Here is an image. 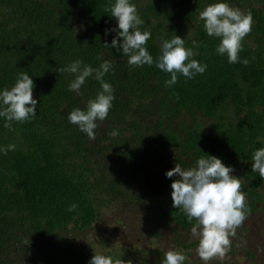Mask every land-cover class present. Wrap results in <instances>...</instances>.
<instances>
[{
  "label": "trees",
  "instance_id": "1",
  "mask_svg": "<svg viewBox=\"0 0 264 264\" xmlns=\"http://www.w3.org/2000/svg\"><path fill=\"white\" fill-rule=\"evenodd\" d=\"M111 2L0 0V88L26 72L37 100L30 119L4 127L0 118V145H15L0 153V264H86L98 250L76 234L103 223L104 212L115 207L137 208L143 235L152 242L171 225L183 264H204L194 252L198 239L183 240L195 219L171 204L175 174L164 175L174 163L186 168L201 155L233 166L245 194V218L264 214V179L250 168L252 151L264 146V0H228L252 21L235 63L215 52L219 38L206 35L198 18L210 0H132L143 21L139 29L150 32L144 46L153 56V64L140 66L128 65L118 48L104 44L115 35L104 31L115 25L105 12ZM174 34L207 67L190 79L178 73L175 83L165 85L169 73L155 67V58L161 39ZM76 58L93 67L111 61L103 79L114 99L92 139L66 117L99 88L91 76L79 94L67 88L73 74L57 68ZM120 225L114 218L106 228ZM238 228L232 239L247 229ZM233 241L227 254L207 264H236L228 258L236 252ZM159 247L114 242L99 252L121 264H160L166 250ZM239 248L249 262L264 264V254L245 243Z\"/></svg>",
  "mask_w": 264,
  "mask_h": 264
},
{
  "label": "clouds",
  "instance_id": "2",
  "mask_svg": "<svg viewBox=\"0 0 264 264\" xmlns=\"http://www.w3.org/2000/svg\"><path fill=\"white\" fill-rule=\"evenodd\" d=\"M105 12H110L109 16L115 19V25L104 30L105 35L109 31L115 32V35L110 43L104 44L118 48L130 66L153 64V56L144 46L150 32L139 29L138 25L143 21L132 0H112ZM198 18L203 21L206 35L219 38L215 52L225 55L229 63H235L242 47V38L251 29L250 14L230 6L228 0H210L198 10ZM192 57L193 50L185 46L184 37L174 34L171 38H162L155 67L169 73L164 84L175 83L178 73L189 79L197 73H203L207 65ZM240 62L247 63V60L241 59ZM110 68L111 61L107 59H103L98 67H93L82 63L79 58L71 60L63 69L57 68L58 72L73 74L67 88L77 94L85 78L91 76L99 82L96 94L87 100L84 108L73 107L66 113L69 123L74 124L89 139L94 138L96 122L103 120L112 107L113 88L103 79ZM32 89L33 80L26 72L18 73L10 87L0 88V118H3L4 127H11V121L23 122L35 115L37 100L32 96ZM110 134L116 135V130L112 129ZM14 148L13 143L0 145V153ZM250 161L251 170L258 172L264 179V146L252 151ZM232 168L218 156L207 154L197 157L189 167H182L176 162L164 172L165 177L175 174V178L170 181L172 206L180 208L187 219L194 218L196 221L191 232L198 236L196 253L204 264L214 256L223 257L229 237L235 234V228L248 212L245 194L240 191V180L232 174ZM75 207V203L70 204L69 210ZM184 260L181 251L168 249L164 251L160 264H183ZM86 264H121V260L110 254L92 251Z\"/></svg>",
  "mask_w": 264,
  "mask_h": 264
},
{
  "label": "rangeland",
  "instance_id": "3",
  "mask_svg": "<svg viewBox=\"0 0 264 264\" xmlns=\"http://www.w3.org/2000/svg\"><path fill=\"white\" fill-rule=\"evenodd\" d=\"M112 211L106 210L104 212L103 223H95L91 228L78 232L77 238L78 241L82 244H88V242H93L92 245H95L97 250L101 251L103 249H110L113 247L114 242H118L121 245L132 246L135 248L148 249L151 245L160 246L159 248L163 250L178 248L177 241L175 240L174 234L171 230V225L164 226L160 230V238L155 242H152V239L147 236H144L145 229L141 224L143 216L139 210L131 208L127 210L126 208H113ZM114 218L121 221V225H125L117 230L113 227L106 228L108 225H112V220ZM239 227V228H238ZM241 227L247 228L244 235L241 237L231 238L233 242L237 244L234 249L236 250L234 255H230L228 258L234 260L236 264H253L254 262H249L250 259L247 258L245 252L239 248V245L245 243V245L251 249H255L256 252L264 254V214L258 213L251 217L244 218L239 226L236 228L240 229ZM238 231V230H237ZM183 238L187 241L198 239L197 235L186 234ZM226 249L224 254L228 253ZM196 253V247L194 248ZM228 256V255H227ZM226 256V257H227Z\"/></svg>",
  "mask_w": 264,
  "mask_h": 264
}]
</instances>
